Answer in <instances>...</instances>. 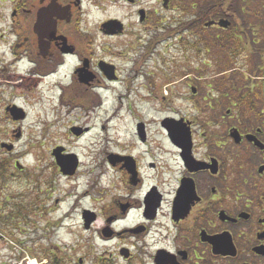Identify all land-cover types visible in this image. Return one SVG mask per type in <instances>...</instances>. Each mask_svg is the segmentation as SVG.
<instances>
[{
	"label": "flooded vegetation",
	"instance_id": "af4514ba",
	"mask_svg": "<svg viewBox=\"0 0 264 264\" xmlns=\"http://www.w3.org/2000/svg\"><path fill=\"white\" fill-rule=\"evenodd\" d=\"M193 26L210 32L200 42ZM162 40L181 53L167 65ZM37 90L53 115H88L125 97L168 112L158 135L138 115L120 138L111 125L68 127V140L93 134L89 149L106 150L91 172L80 174L64 142L50 145L25 208L41 202L48 219L76 198L47 228L79 227L81 238L46 241L41 263L264 264V0H0V183L25 171L11 157ZM78 176L87 189L60 194L61 180Z\"/></svg>",
	"mask_w": 264,
	"mask_h": 264
},
{
	"label": "rangeland",
	"instance_id": "374dc122",
	"mask_svg": "<svg viewBox=\"0 0 264 264\" xmlns=\"http://www.w3.org/2000/svg\"><path fill=\"white\" fill-rule=\"evenodd\" d=\"M173 41V42H171ZM162 40V42L156 47L158 53L161 55V65H167L168 62L173 59L180 57L181 53L178 51L177 47H171L172 43H176L174 40ZM149 42V36H147V43ZM164 59V61H163ZM157 65L159 61L148 63V65ZM121 92V90H119ZM114 91H112L113 93ZM123 92L125 89L123 88ZM46 91L37 90L33 92L27 103L29 111V119L25 123V136L22 142L18 144L17 152L11 158L19 159V168L23 166L25 169L22 173H15V178L6 179L4 182L0 183V227L2 228L4 234L0 236V264H30L34 262L36 264H45L40 262V258L46 253L45 249L46 241H50V244L54 242H61L63 244H71L76 242L80 237V228L78 227V233H71L65 230H60L56 233L48 230V221L51 224L56 225L58 216L54 213H64L70 208L73 201L76 198H72L70 201L61 204L60 208L56 211H52V215L46 218H42V214L39 212V206L41 202L34 203L33 213H30L28 209V203L30 205V189L39 187L40 179L38 181L37 175H42V168L47 166L50 162V145L57 144L59 142H64L67 147L69 146L79 155L82 169L81 173L93 171V165L103 164L105 162V149L101 148L102 145H97V150L93 152L94 147L89 149V146L94 143L93 134L92 138L86 135L82 138H73L75 140H68L66 132H68V127L73 124L80 126H97V132L99 133L100 126L106 125V131L109 132V126L111 125V134L115 136L123 137L127 136L133 132L134 123L137 119L136 115L141 118L144 116L143 122L146 127L150 129L152 134L158 135L159 123L161 119V114L164 116L165 111H159L157 102L153 103H142L138 102L136 104H130L126 99H122L121 102H115L110 99L107 104L96 112L99 116L96 117V113L88 114L79 110L73 115L75 117H67L64 114L53 115L52 107L46 100ZM36 96L37 99L33 100ZM111 96V93H109ZM23 102L22 99H19ZM164 106L161 109L164 110ZM116 119L114 124L109 122L110 117ZM58 118L55 120V118ZM47 120H51V127L45 131V127L49 123ZM2 132L7 130L2 124ZM46 133V134H45ZM50 135V136H49ZM5 137L1 136L0 141L4 140ZM47 142V144H44ZM116 141H113V145ZM7 152V151H4ZM2 152H0L1 154ZM3 159V157H2ZM27 171V172H26ZM28 173V174H26ZM3 180V179H2ZM88 177H80L77 179L69 180L62 179L61 184L58 185L60 194H65L73 191V194L78 196L87 189ZM38 183V185L36 184ZM35 191V190H34ZM37 192L34 193V200L37 199ZM29 198V199H28ZM28 202V203H27ZM82 206L89 207V202H82ZM47 208H54L52 203L46 205ZM26 214V215H25ZM2 216V217H1ZM71 225L80 226L78 219L71 223ZM13 225H18L16 228ZM52 227V226H51ZM84 240L88 242L99 241L95 238V234H82ZM49 237V240H48ZM81 238V237H80ZM18 242V243H17ZM17 243V245H16ZM48 246V245H47ZM32 247V248H31ZM31 248V251L29 250Z\"/></svg>",
	"mask_w": 264,
	"mask_h": 264
},
{
	"label": "trees",
	"instance_id": "16d2710c",
	"mask_svg": "<svg viewBox=\"0 0 264 264\" xmlns=\"http://www.w3.org/2000/svg\"><path fill=\"white\" fill-rule=\"evenodd\" d=\"M187 28H190V27H180V31L182 32V33H184V32H186L187 31ZM189 30H192V32H194V33H197V34H199L201 37H200V42L202 41L201 39H202V35L204 34V33H206V29H204V27H202V26H193V27H191V29H189ZM207 32H210V31H207ZM4 174H5V171H1L0 172V180L1 179H3L4 180Z\"/></svg>",
	"mask_w": 264,
	"mask_h": 264
},
{
	"label": "bare ground",
	"instance_id": "6f19581e",
	"mask_svg": "<svg viewBox=\"0 0 264 264\" xmlns=\"http://www.w3.org/2000/svg\"><path fill=\"white\" fill-rule=\"evenodd\" d=\"M110 120H111V122H112L113 124H114V122H116V119H114V118H113V119L111 118ZM89 137H90V136H89ZM30 264H35V263H34V262H31Z\"/></svg>",
	"mask_w": 264,
	"mask_h": 264
},
{
	"label": "water",
	"instance_id": "95a60500",
	"mask_svg": "<svg viewBox=\"0 0 264 264\" xmlns=\"http://www.w3.org/2000/svg\"><path fill=\"white\" fill-rule=\"evenodd\" d=\"M21 118L24 119V116H21ZM76 167H77V165H74V166H73L72 172L75 170ZM72 172H71V173H72Z\"/></svg>",
	"mask_w": 264,
	"mask_h": 264
}]
</instances>
